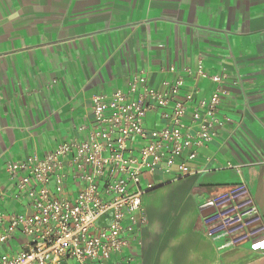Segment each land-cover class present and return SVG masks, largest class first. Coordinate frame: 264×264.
Segmentation results:
<instances>
[{
	"label": "crops",
	"instance_id": "0c3cea01",
	"mask_svg": "<svg viewBox=\"0 0 264 264\" xmlns=\"http://www.w3.org/2000/svg\"><path fill=\"white\" fill-rule=\"evenodd\" d=\"M142 73L154 88L182 78L179 99L192 91L193 102L210 96L211 76H225L221 112L231 121L199 148L201 164L211 157L204 171L154 175L142 197L140 264H264L250 240L219 249L203 215L244 182L264 221V0H0V183L9 195L0 207L24 208L8 163L84 138L93 97L125 91ZM161 112L149 111V129L163 126Z\"/></svg>",
	"mask_w": 264,
	"mask_h": 264
},
{
	"label": "built area",
	"instance_id": "2783aa9c",
	"mask_svg": "<svg viewBox=\"0 0 264 264\" xmlns=\"http://www.w3.org/2000/svg\"><path fill=\"white\" fill-rule=\"evenodd\" d=\"M210 80V96L193 102L192 91L179 99L182 78L154 88L145 74L134 75L125 91L93 97V124L84 138L8 163L14 199L24 208L0 207V264H140L138 232L147 222L142 197L156 187L154 175L204 171L211 157L201 164L199 148L231 121L221 112L226 77ZM158 107L165 123L149 129L146 116ZM235 189L212 201L216 211L205 216L211 234L222 240L219 249L250 240L264 251L258 204L246 183ZM7 196L0 183V203Z\"/></svg>",
	"mask_w": 264,
	"mask_h": 264
},
{
	"label": "water",
	"instance_id": "95a60500",
	"mask_svg": "<svg viewBox=\"0 0 264 264\" xmlns=\"http://www.w3.org/2000/svg\"><path fill=\"white\" fill-rule=\"evenodd\" d=\"M205 208H208V210L206 211V213L203 214L204 216L211 215L215 213L216 211L215 208L211 204L206 205Z\"/></svg>",
	"mask_w": 264,
	"mask_h": 264
},
{
	"label": "rangeland",
	"instance_id": "374dc122",
	"mask_svg": "<svg viewBox=\"0 0 264 264\" xmlns=\"http://www.w3.org/2000/svg\"><path fill=\"white\" fill-rule=\"evenodd\" d=\"M235 188H236V187H235ZM235 188L232 189V190H229V192L232 193L233 195L236 193V192H234V190H236ZM229 192H226V193L221 194V195L219 196L220 200H221V199H226V197H228V196H226V195L229 194ZM250 230H252V229H250Z\"/></svg>",
	"mask_w": 264,
	"mask_h": 264
}]
</instances>
